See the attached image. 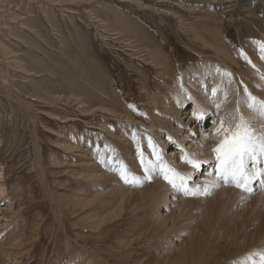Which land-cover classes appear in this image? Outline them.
Wrapping results in <instances>:
<instances>
[{
	"label": "rangeland",
	"instance_id": "obj_1",
	"mask_svg": "<svg viewBox=\"0 0 264 264\" xmlns=\"http://www.w3.org/2000/svg\"><path fill=\"white\" fill-rule=\"evenodd\" d=\"M48 1L0 0V169L7 190H13L7 212V203L0 202V226L5 224L0 240L6 245L0 264H54V258L62 259L56 250L63 249L67 236L104 264H136L144 253L154 255L138 264H170L173 250L167 257H153L162 250L155 245L156 237L171 231V222H162L161 207L138 189L141 181L128 175L120 185L137 190L109 191L94 174L85 177L89 166L84 158H93L95 149L94 154L109 151L106 164L114 163V154L125 165L142 161L145 151L134 156L136 151L122 147L117 137L122 130L134 133L126 130L125 117L147 122V101L157 98L162 84L169 85L170 79L158 78L150 59H169L178 74L197 60L208 61L201 54L210 57L213 52L196 34L209 39L210 27L219 29L235 59H247V44L264 43V0ZM241 43L245 52L238 51ZM87 183L90 191L76 200ZM259 203L245 217L235 212V205L214 206L205 222L185 207L175 213V229L191 220L195 239L201 241L216 236L222 226H232L237 244L221 240L217 248L232 255L244 247L247 254L243 252L239 264L256 257L261 264L264 239L258 223L264 225V204L262 208ZM191 207L200 209L196 203ZM12 208L17 213L8 226ZM12 231L22 234V247H9L18 235Z\"/></svg>",
	"mask_w": 264,
	"mask_h": 264
},
{
	"label": "bare ground",
	"instance_id": "obj_2",
	"mask_svg": "<svg viewBox=\"0 0 264 264\" xmlns=\"http://www.w3.org/2000/svg\"><path fill=\"white\" fill-rule=\"evenodd\" d=\"M71 1L75 0H67L64 4H70ZM203 1L205 2V0ZM192 10L196 9L193 8ZM157 13L162 15L161 11ZM218 30L217 28L210 27L208 36L211 35V37L209 39L199 32V34H196V36L203 37L204 44L208 46L210 51L212 50L213 54L210 57L201 54V56L210 59L206 62L197 60L196 63L182 70L179 74L175 70L174 65H169V59H162L159 56H156L155 59H150L153 62L154 68L157 69L156 75L158 78L170 79L169 85L167 83L162 84L157 98L147 101L146 109L143 111V116L147 122L142 123L133 117H125L123 121L128 122L126 130L134 133L128 135L122 130L117 137V141L122 147L130 146L134 149L133 151H136L134 156L137 154L142 155L145 151L147 156L142 161L135 159L125 165L124 158L114 154V163L106 164L105 157L110 156L109 151H105L103 154L102 152L101 154L100 152L94 154L95 149L94 153L90 149L93 153V158H90L91 156L87 158L86 156L84 158L86 161H83L89 166V171H87L89 173L85 177L90 178L94 174L95 177L102 181V185L109 186L108 190L117 192V194L137 190V188L128 189L126 186L120 185L122 180L120 172L122 170H126L127 180L129 179L128 175L129 177L131 175L134 181H136V178L141 181V186L138 189L146 194L148 201H153L161 207L163 211L162 216H164L162 222L165 225L171 222L172 230L161 233L156 237L154 241L155 245L162 250L156 252V255L153 257H167L173 250L169 259L170 264H239V260L242 259L241 257L244 252L243 247L240 252L230 255L224 252L223 249L217 248V244L221 243V240L232 241L234 239L233 241L236 243L237 237L233 233L232 226H222L220 227L221 231L216 236L207 240L205 237L201 241L195 239V230L193 229V222L191 220L187 222L185 228L175 229L179 224L177 215L175 214L177 211L181 213L187 207L193 215L196 214L197 220L205 222L209 218V215H211V210L214 206L235 205V212L245 217L255 202L258 201L259 203L262 200L264 202V176L257 177L251 181V191H244L237 188L231 182L226 183L223 181L215 171L216 159L215 153L212 150L218 142L216 129L219 127L221 121H226V126L231 124L234 127L238 122L239 116L243 115L255 127L264 126V122L259 121L253 111L247 107V104L250 102V96L256 97L257 101H264V51L261 50V44L258 46L257 44L251 46L247 44V59H235L227 46L228 44L225 43L226 40H224V37L220 35L221 33ZM202 32L204 31L202 30ZM239 50L245 52L242 43ZM255 50H259L261 54H258L261 56L255 54ZM148 54L150 56V53ZM155 55H157L156 51L153 56ZM171 73L172 76H169L168 74ZM171 80L175 81L171 83ZM143 88L146 91V88ZM111 94L115 95L112 91ZM147 96L148 99L149 95ZM188 107H190V110H188ZM124 113V115H128L129 111L124 109ZM194 113L199 115L200 118L196 119ZM171 114H174V116H171ZM129 124L132 125L131 128ZM80 136H77V138L80 139ZM79 139L78 141H80ZM93 145L96 146L97 144L94 143ZM34 150L38 155V146L35 143ZM126 153L131 155V152ZM188 158H191L198 166L194 167L192 163H187L186 160ZM82 167L80 165V168ZM253 168L257 171L264 169V157H261L255 165L249 162V169ZM127 170L129 173H127ZM166 172L169 175L176 176L175 183L177 187H173L164 179ZM4 175L2 168L0 169V180H3L0 181V202L3 200L4 203H7L4 206L5 212H7L10 206H12L9 205L12 199L9 196H13L11 195L13 190H7ZM126 184L129 185L130 183ZM185 189L188 192L196 191L197 195H189ZM205 189H207L206 192ZM89 191L90 186L87 183L83 194H76V200L80 201L84 199ZM194 203L200 205L198 212L191 207ZM260 204L259 206L263 208L264 203ZM258 208L255 206V209H257L255 211L258 212ZM259 209L261 211V208ZM253 210L251 211L253 212ZM16 213L12 208L13 216L7 220L8 226L15 221ZM254 220L252 221L253 223L255 222ZM58 223L61 225L59 217ZM226 223L227 221H223L221 224L225 225ZM258 225L261 233L259 236L264 239V225H261V223H258ZM4 226V223L0 226L1 232ZM14 227H18V223ZM158 228L160 229V227ZM256 228L258 229V227ZM187 232H189V235L184 237L182 242L178 243L177 240ZM12 234H18L12 238L17 240L9 247H19L22 243L20 238L22 234L15 231H12ZM212 240H216V242L213 243ZM4 242L0 240V254H2V250L6 247ZM188 242H190V247L185 248V246H188ZM164 243H166V246L162 247L161 244ZM253 245L257 246L256 244ZM249 248L251 247L248 245V250ZM58 249L56 253L62 256V259L56 260L54 258L56 262L54 264H104L94 253L81 248L78 241L76 242L75 239L70 240L68 236L64 241L63 249ZM261 249L263 248L261 247ZM78 254L81 257H78ZM249 254L251 253L248 252ZM153 255L144 253L141 255L143 257L140 260H134V262L138 264L137 261H142L147 256L152 258ZM234 259H237V261ZM255 260L254 262L250 258L249 264H259V257H256ZM163 262L161 260L160 264H163ZM15 264L20 263L17 262ZM43 264H49V260Z\"/></svg>",
	"mask_w": 264,
	"mask_h": 264
},
{
	"label": "snow or ice",
	"instance_id": "obj_3",
	"mask_svg": "<svg viewBox=\"0 0 264 264\" xmlns=\"http://www.w3.org/2000/svg\"><path fill=\"white\" fill-rule=\"evenodd\" d=\"M261 50L264 51V43H261ZM249 100L247 107L259 121L264 122V101H257L254 96H250ZM194 117L200 118L195 113ZM216 134L218 142L212 150L215 153L216 174L226 183L231 182L239 189L251 191V181L264 176V169H249V162L255 165L264 157V126L255 127L249 119L240 115L234 127L231 124L226 126V121H221ZM186 162L192 163L194 167L198 166L191 158ZM120 175L121 179L127 182L126 170H122ZM164 179L173 187H177L175 175L166 172ZM185 191L189 195H197L196 191ZM261 264H264V253L261 254Z\"/></svg>",
	"mask_w": 264,
	"mask_h": 264
}]
</instances>
